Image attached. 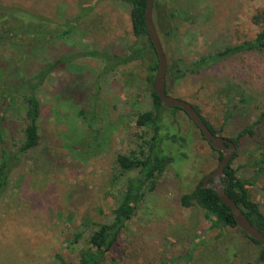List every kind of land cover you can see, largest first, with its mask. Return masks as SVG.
<instances>
[{
  "label": "rangeland",
  "instance_id": "rangeland-1",
  "mask_svg": "<svg viewBox=\"0 0 264 264\" xmlns=\"http://www.w3.org/2000/svg\"><path fill=\"white\" fill-rule=\"evenodd\" d=\"M0 6L39 13L57 32L34 50L0 43V86L31 77L46 61H65L38 91L41 146L22 157L0 197V264H47L58 254L77 261L89 234L71 245L75 233L85 222L111 221L127 180L117 178V156L134 151L140 136L148 137L136 117L153 107L151 56L103 76V62L84 55H122L140 43L132 7L121 0H0ZM263 9L264 0H155L153 22L168 62L169 95L197 106L219 136L233 141L243 129L253 130L239 140L232 167L264 214V53L246 52L192 71L202 56L254 40L264 27V20L255 19ZM10 108L3 124L5 144L12 148L23 125ZM162 110L164 116L171 113ZM176 119L184 130L190 127L183 111ZM168 130L178 134L177 128ZM193 131L189 162L168 168L147 192L105 264H264L258 261L261 247L238 229L210 230L200 208L181 205V197L220 162L219 152ZM235 252L241 256L230 258Z\"/></svg>",
  "mask_w": 264,
  "mask_h": 264
},
{
  "label": "trees",
  "instance_id": "trees-1",
  "mask_svg": "<svg viewBox=\"0 0 264 264\" xmlns=\"http://www.w3.org/2000/svg\"><path fill=\"white\" fill-rule=\"evenodd\" d=\"M121 1L128 3L132 7L131 22L133 34L140 43L133 48H129L122 55L111 54L108 50L87 52L84 55L98 58L103 62L101 71L103 76H107L117 68L130 65L133 62H143L150 55L148 80L155 84V76L158 71V55L146 27L145 12L147 0ZM255 19L257 22L264 20V9L255 16ZM51 25L54 24L48 22L39 13L20 8L0 6V43L7 40L21 51L24 49V45L26 49H39L48 39L54 38L57 32L52 30ZM68 33L69 31H66L58 33V35L63 37L68 35ZM20 38L25 39V44L22 43ZM246 52L264 53V27L252 41L228 46L212 55L202 56L193 63L192 71L199 72L218 62ZM64 62L63 59L46 61L40 65V68L31 77L16 83H4L0 86V112L3 110V115L0 119V142L2 143V149L0 150V197L10 184L11 174L21 164L22 157L37 151L41 146L40 120L42 104L38 91ZM224 89L230 92L232 87L226 86ZM166 90L168 93L167 84ZM151 98L153 101L152 109L142 112L136 117L137 127L147 129L148 137L140 136L134 151L127 154H119L116 159L119 169L117 178L127 176V180L118 190L116 206L112 210L111 221L108 223L88 221L83 224L82 230L75 233L73 241L70 242L71 245L79 243L85 231H88L89 234L86 247L79 249L77 261H68L58 254L53 261L47 264H105L108 253L112 252L113 248L118 244L122 232L136 215L138 206L146 198L147 192H152L156 189L158 180L168 168L179 170L181 166L189 162V158L192 155L191 147L195 143L193 127L200 132L205 140L199 127L184 110L163 104L154 89L151 92ZM10 107L13 108V113L22 120L23 125L22 137L14 142L12 148L5 144L4 129L6 127L3 124L6 111ZM162 107H166L171 113H167V116H164ZM194 107L201 115L200 109L197 106ZM178 111H183L191 121L187 130H184L183 124L176 119ZM79 116L85 120L86 112L80 110ZM201 117L209 129L218 135V132L210 125L208 120L202 115ZM91 121H89V125ZM260 121H264V110ZM169 127L177 128L178 134L174 136L168 134ZM252 133L253 130L251 128L243 129L233 141L237 146L239 140ZM98 138L99 136L95 139L98 140ZM261 151L262 161L264 162V144L261 146ZM219 154L221 162L223 155L220 152ZM236 157L237 155L234 156L225 170L227 174V193L236 200L238 206L252 224L264 233V214L260 210L259 204L252 200L246 187V182L237 176L235 169L232 167ZM181 205L188 209L200 208L210 222V230L219 229L223 232L228 229H238L252 243L261 247L258 261L264 262V248L238 227L231 209L221 202L217 193L212 189L203 188V181L191 192L181 197ZM225 250L229 252L228 248ZM234 255L241 256L239 252H235L230 258H233ZM226 259L229 258L226 257Z\"/></svg>",
  "mask_w": 264,
  "mask_h": 264
},
{
  "label": "water",
  "instance_id": "water-1",
  "mask_svg": "<svg viewBox=\"0 0 264 264\" xmlns=\"http://www.w3.org/2000/svg\"><path fill=\"white\" fill-rule=\"evenodd\" d=\"M155 0H147L145 22L148 35L157 51L158 71L155 78L154 90L163 104L169 107H178L184 110L199 127L207 143L216 151L222 153L223 158L218 167L208 174L203 182V188L212 189L219 196L221 202L229 207L238 227L250 238L256 240L264 248V233L255 227L248 217L238 206L236 200L227 193V185L224 179H227L225 172L237 152L236 144L229 138L214 134L204 122L203 118L195 107L184 100L171 97L166 90L168 62L161 43V39L153 22V8ZM213 179L212 183L208 181Z\"/></svg>",
  "mask_w": 264,
  "mask_h": 264
},
{
  "label": "flooded vegetation",
  "instance_id": "flooded-vegetation-1",
  "mask_svg": "<svg viewBox=\"0 0 264 264\" xmlns=\"http://www.w3.org/2000/svg\"><path fill=\"white\" fill-rule=\"evenodd\" d=\"M205 178H206V177H204L203 182H204ZM226 180H227V179H224V183H225V184H226ZM208 182H209V183H212V182H213V179L211 178Z\"/></svg>",
  "mask_w": 264,
  "mask_h": 264
}]
</instances>
